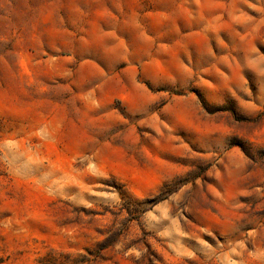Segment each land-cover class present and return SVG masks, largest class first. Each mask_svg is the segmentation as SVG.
<instances>
[{
	"label": "rangeland",
	"instance_id": "374dc122",
	"mask_svg": "<svg viewBox=\"0 0 264 264\" xmlns=\"http://www.w3.org/2000/svg\"><path fill=\"white\" fill-rule=\"evenodd\" d=\"M0 264H264V0H0Z\"/></svg>",
	"mask_w": 264,
	"mask_h": 264
}]
</instances>
